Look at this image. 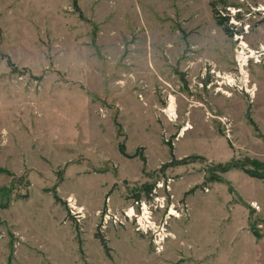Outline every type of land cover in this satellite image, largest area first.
Here are the masks:
<instances>
[{"label": "rangeland", "instance_id": "1", "mask_svg": "<svg viewBox=\"0 0 264 264\" xmlns=\"http://www.w3.org/2000/svg\"><path fill=\"white\" fill-rule=\"evenodd\" d=\"M259 6L0 0V264H264V180L218 169L264 175V93L256 123L254 66L235 71V35L264 44ZM169 181L162 252L104 223Z\"/></svg>", "mask_w": 264, "mask_h": 264}, {"label": "built area", "instance_id": "2", "mask_svg": "<svg viewBox=\"0 0 264 264\" xmlns=\"http://www.w3.org/2000/svg\"><path fill=\"white\" fill-rule=\"evenodd\" d=\"M252 11L253 13L259 14L264 18V6H259V8L257 9L253 8ZM239 12L240 11H238L237 13L232 12V14L234 17H236V14H238ZM232 21V26H241V23L236 22L235 18H232ZM249 28L250 27L248 26L244 27L245 34L249 32ZM243 39L244 37L235 35V42H238V47L236 50L235 71L242 75V70L248 72L250 65L264 66V46L260 45L255 48H251L248 43H245L243 41ZM228 76L230 77L231 81L228 78H225L223 79L225 81L222 82H226V87L231 88L232 83H235L236 81V77L233 78L232 74ZM218 92H222V90L219 89ZM169 183L170 181L168 183L162 182L158 183L156 186H153V190L149 195L150 202L153 201V203L149 205L151 206V210H149L148 204L146 202L136 201L135 205L131 206L126 211H123L119 216L111 215V213L108 211L104 216V223H107V220H113L115 227L118 226V224H133L135 225L136 232H139L143 235L151 234L153 236V243L157 247L156 251L162 252V243H165V241L169 239L170 236H172L166 229L168 225H170L169 221L172 218H180V213L178 210H176L175 206L169 205L168 199L160 196L159 193V191L169 192ZM163 210L164 218L161 220L162 225L159 227L155 226V224L150 221L152 219V213L154 214L158 211L162 212Z\"/></svg>", "mask_w": 264, "mask_h": 264}, {"label": "trees", "instance_id": "3", "mask_svg": "<svg viewBox=\"0 0 264 264\" xmlns=\"http://www.w3.org/2000/svg\"><path fill=\"white\" fill-rule=\"evenodd\" d=\"M226 5V3H224ZM215 11V10H214ZM215 19H216V22L217 24L223 28L224 30V33L232 38L233 37V32L230 30V28L228 27V23H229V18L230 17H222L220 16L218 13H216L215 11ZM248 118H249V122L251 125H254V123L251 121V116H250V112L248 114ZM171 153H173L172 149H171ZM259 168L258 169H261V170H264V166H260L258 165ZM243 171L245 174H247L248 176L252 177L253 178H257V179H261V180H264V175H256V174H252L249 170L245 169L244 166H242L241 164H236V163H232V164H229V165H226V166H223V167H219L218 169L221 170L222 172H227V171H230L231 169H238ZM146 191L150 192V187L146 188ZM55 192V191H53ZM194 191H190V193H193ZM55 198H56V192H55ZM139 198V196H138ZM103 242V246L105 249H107L106 245H105V242ZM108 251V250H107Z\"/></svg>", "mask_w": 264, "mask_h": 264}, {"label": "crops", "instance_id": "4", "mask_svg": "<svg viewBox=\"0 0 264 264\" xmlns=\"http://www.w3.org/2000/svg\"><path fill=\"white\" fill-rule=\"evenodd\" d=\"M264 43V39L261 41V44ZM264 45V44H263ZM252 69H255V74L253 76V81L255 84H252L251 86L256 88V97L254 99L253 103V119L255 121L254 113H255V105H256V100L259 96L260 93H264V68H259V66H254ZM252 75V74H251ZM264 108V107H263ZM257 123V121H255Z\"/></svg>", "mask_w": 264, "mask_h": 264}, {"label": "bare ground", "instance_id": "5", "mask_svg": "<svg viewBox=\"0 0 264 264\" xmlns=\"http://www.w3.org/2000/svg\"><path fill=\"white\" fill-rule=\"evenodd\" d=\"M245 71V70H244ZM242 73H243V70H242ZM223 83V82H222ZM251 93L253 92L252 90L250 91ZM254 95V94H253ZM170 107L169 109L167 110L168 113H170L172 116L176 117V107H175V104H174V100L171 98V102H170ZM191 126H188V127H185L182 134H181V137L183 135L184 132L188 131L190 129ZM173 213V212H172Z\"/></svg>", "mask_w": 264, "mask_h": 264}]
</instances>
